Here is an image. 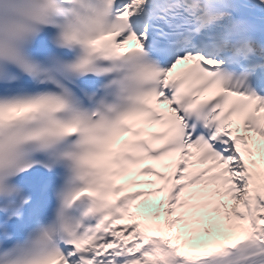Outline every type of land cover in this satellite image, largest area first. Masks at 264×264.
<instances>
[{
    "label": "snow or ice",
    "instance_id": "obj_1",
    "mask_svg": "<svg viewBox=\"0 0 264 264\" xmlns=\"http://www.w3.org/2000/svg\"><path fill=\"white\" fill-rule=\"evenodd\" d=\"M0 264H264V0H0Z\"/></svg>",
    "mask_w": 264,
    "mask_h": 264
}]
</instances>
